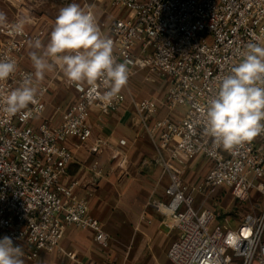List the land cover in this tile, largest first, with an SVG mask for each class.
I'll use <instances>...</instances> for the list:
<instances>
[{
    "label": "built area",
    "instance_id": "built-area-1",
    "mask_svg": "<svg viewBox=\"0 0 264 264\" xmlns=\"http://www.w3.org/2000/svg\"><path fill=\"white\" fill-rule=\"evenodd\" d=\"M108 7L110 16L104 20L92 7L85 11L112 39L117 62H128V82L140 72L147 80L167 81L160 100L132 97V104L155 145L152 161L170 173L166 198L149 202L179 230L169 259L174 264H264V133L226 151L205 135L203 119L220 79L240 62L245 45H264V0H109ZM19 19L0 25V58L17 63L16 73L0 85L6 91L32 73L20 65L21 56L29 43L45 34L43 28L31 31L26 26L22 34H12L10 26ZM64 83L75 89L77 100L62 112L58 125L33 123L46 109V84L38 85L42 94L37 104L29 105L27 117L0 111V239L11 237L30 259L41 251L63 253L61 240L69 226L91 231L103 249L110 243L100 220L90 214L87 199L76 191L79 182L63 179L73 160L68 138L87 142L91 110L116 112L125 94L121 91L106 103L99 90L86 84L77 87L66 78ZM161 106L169 114L150 122ZM193 157L208 160L210 169L189 182L182 175ZM102 174L95 166V179ZM224 190L239 201H246L251 192L262 199L251 205L235 229L216 222V210L204 205ZM198 196L201 209L195 206Z\"/></svg>",
    "mask_w": 264,
    "mask_h": 264
},
{
    "label": "crops",
    "instance_id": "crops-1",
    "mask_svg": "<svg viewBox=\"0 0 264 264\" xmlns=\"http://www.w3.org/2000/svg\"><path fill=\"white\" fill-rule=\"evenodd\" d=\"M108 2L0 0V12L6 14L7 21L27 19L29 22L25 26L31 31L43 28L45 34L40 40L46 44L62 7L70 3H77L83 10L92 7L95 15L104 20L110 16ZM32 50L29 43L20 65L33 73L29 56ZM65 78L57 66L38 84H46L49 88L45 95L46 109L34 124L47 120L51 125H58L62 112L76 102L77 93L64 83ZM166 88L165 79L153 77L147 80L145 72L133 75L128 87L122 89L125 101L118 111L100 114L95 108L91 110L88 122L92 135L87 142L81 144L74 137L67 140L73 160L67 166L63 181L79 182L76 191L87 199L90 214L100 220L109 234V247L101 248L91 231L69 226L61 240L63 253L41 251L34 259L23 256L24 264H174L168 257V250L178 238L179 230L170 218L159 215L149 206L152 199L166 198L164 190L170 182V173L152 161L156 155L155 145L132 104V97L160 100ZM169 112L161 106L150 122ZM121 140L125 143L121 144ZM206 161L209 170L210 162ZM95 166L103 172L98 179L94 177ZM199 168L197 161L188 160L182 177L196 182L201 179L198 177ZM201 202L202 197L198 196L197 209L202 208Z\"/></svg>",
    "mask_w": 264,
    "mask_h": 264
},
{
    "label": "clouds",
    "instance_id": "clouds-1",
    "mask_svg": "<svg viewBox=\"0 0 264 264\" xmlns=\"http://www.w3.org/2000/svg\"><path fill=\"white\" fill-rule=\"evenodd\" d=\"M28 22L25 18L17 20L10 32L22 34ZM6 23V14L0 12V25ZM30 48L34 72L25 74L19 86L10 91L0 86V111L9 117L30 115L26 110L37 104L42 94L38 84L57 66L69 84L99 90L106 103L118 96L129 79L128 62H117L112 39L101 33L95 17L77 3L59 10L46 44L36 39ZM16 71L15 60L0 58V85ZM203 119L205 135L214 147L226 151L264 133V45H245L240 62L220 79ZM23 256L21 245H14L11 237L0 239V264H24Z\"/></svg>",
    "mask_w": 264,
    "mask_h": 264
},
{
    "label": "rangeland",
    "instance_id": "rangeland-1",
    "mask_svg": "<svg viewBox=\"0 0 264 264\" xmlns=\"http://www.w3.org/2000/svg\"><path fill=\"white\" fill-rule=\"evenodd\" d=\"M190 162L197 161L200 166L198 177L203 178L207 173L209 164L203 157H194L189 159ZM262 201L258 192H251L246 201L234 199L229 191H222L219 196L210 198L204 202V205L216 210V222L224 223L230 228H237L240 219L251 211V205Z\"/></svg>",
    "mask_w": 264,
    "mask_h": 264
}]
</instances>
